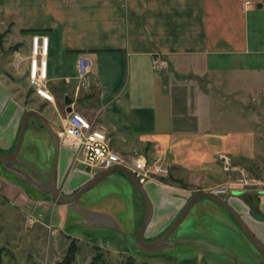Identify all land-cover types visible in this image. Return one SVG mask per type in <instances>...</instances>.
I'll list each match as a JSON object with an SVG mask.
<instances>
[{
	"label": "crops",
	"instance_id": "obj_1",
	"mask_svg": "<svg viewBox=\"0 0 264 264\" xmlns=\"http://www.w3.org/2000/svg\"><path fill=\"white\" fill-rule=\"evenodd\" d=\"M0 15L10 17L26 40L28 50L31 33L48 35L47 71L51 87L61 91L63 100L68 89H73L75 97L92 100L98 119L94 116L90 120L105 129L112 147L118 150L121 147L115 143V137L131 141L136 136H145L151 142L158 140L161 145L162 140L173 133L171 107L165 105L168 80L180 83L186 95L195 94L200 102L210 101L212 118L222 121L227 141L233 131H243L234 130L236 126L247 129V123L239 117L242 123L235 125V113L229 106L234 95L230 96L227 90L235 91L239 97L237 93L244 89L247 96H264V0H0ZM81 52L90 56L92 64L80 83L75 62ZM156 54L162 60L157 68L152 66ZM24 62L26 69V58ZM200 81H205L207 86L221 87L227 93L226 98L219 94L205 98L203 90L193 88ZM38 99L44 102L42 97ZM53 108L55 110L52 107L47 111L38 110L50 124L57 123L59 115L58 108ZM71 108L75 109L74 105ZM26 109L0 81L1 151H11ZM59 120L62 126L64 120ZM230 120L232 126L228 124ZM212 130L210 139L216 138L220 131ZM41 134L35 130L28 142L38 147L36 139H44V146L41 148L40 144L38 151L47 159L50 157L48 143ZM46 159L43 158L44 163ZM78 163L73 161L72 150L60 145L57 185L67 178L72 180L73 188H77L88 180L85 171L70 177L72 170L79 167ZM37 165L35 181L41 183L45 170ZM1 167L5 166L0 163ZM143 185L151 201V215L144 235L149 233L152 237L167 228L191 190L155 180ZM0 193L20 202L29 198L19 184L1 172ZM124 198L127 197L123 191L115 189L101 197V201L108 199V204L101 207L98 214L110 221L101 219L108 224H105L104 234L97 238L102 239L99 244L110 251H115L125 239L131 243L126 240L127 246L136 244V223L128 228L122 214L118 216L126 211ZM87 212L90 211H85L90 215ZM243 219L264 244V218L249 214ZM179 245L192 248L202 247L204 243L197 237L184 236ZM249 253L253 262L260 260L258 255ZM234 262L238 264L236 257ZM175 264H205V259L198 251L183 256Z\"/></svg>",
	"mask_w": 264,
	"mask_h": 264
},
{
	"label": "rangeland",
	"instance_id": "obj_2",
	"mask_svg": "<svg viewBox=\"0 0 264 264\" xmlns=\"http://www.w3.org/2000/svg\"><path fill=\"white\" fill-rule=\"evenodd\" d=\"M21 34V31L14 27L10 17L0 15V81L27 109L45 108L47 111L51 107L52 110H55L54 106L57 107V123L51 122L50 125L58 130L62 123L59 119L64 120L67 114L61 91L53 89L48 82L55 103L45 99L43 103L40 102L26 77L24 60L28 47ZM196 83L198 84L193 88L203 90L205 98L219 94L225 99L227 93L234 95L229 106L235 113V125H241L240 120H243L247 123V129L236 126L234 130L243 131H233L230 141H227L223 135L225 132H222L225 129L222 121L212 118L214 113L210 101L206 99V102H200L195 94L183 93L179 87L180 83L168 80L165 87L168 90L165 105L170 104L171 107L170 128L174 129L173 133L168 135L167 140H162L164 143L161 145H158V140L151 142L145 136H136L137 141L131 138L136 145L128 138L125 141L115 137V143L121 147L119 151L127 157L134 149L143 154V166L148 169L143 170L147 172L143 184L155 180L187 188L191 190L190 193L204 189L227 200L243 217L250 214L256 215V218H264V208L260 209V206L264 207V96H247L244 89L237 93L241 95L239 97L233 90H227L226 93L221 87L205 85V81ZM67 92L74 99L75 110L86 114L89 120L94 116L98 119L92 100L75 97L73 89H68ZM228 124L232 126V121ZM216 128L220 130L219 134L210 139L212 129ZM37 129L42 132L41 135L48 143L47 152L50 157L47 159L38 151L40 144L41 148L44 146V139H36L38 147L28 142L30 134ZM52 147L45 128L36 117L30 116L18 152L19 160L8 161V166L0 168L1 173L9 176L10 180L19 184L29 195L25 202H20L10 200L0 193V264H111L128 259L132 264H175L183 256L198 251L202 252L205 264H234V257L238 259V264H258L248 256L249 252L261 258L260 255L238 228L233 217L219 203L206 197L196 200L178 228L161 247L147 251L138 245H125V239L124 242L120 241L121 246L116 247L115 251L106 249L99 244L102 239L97 238L104 234L105 224H108L101 220L107 218L98 214L101 207L108 204V199L101 201L102 195L112 189L123 191V195L127 197L124 198L127 206L126 211H122L118 216L122 214L123 222L128 228H132L136 223L137 233L144 210L140 193L124 173L115 171L70 205L54 201L47 190ZM13 149L14 145L10 150ZM43 158L46 159L45 163ZM37 164L45 170L41 183L35 181ZM156 165L166 166L167 171L158 170ZM14 166L21 172L13 171ZM84 171L89 175L87 179L95 175L83 167H77L72 170L70 177L81 175ZM70 181L72 180L64 178L58 184L64 196L73 194L78 188H73L74 184ZM217 187H224L225 191L215 192ZM31 197H39L45 201L37 202ZM85 211H90L87 212L90 215ZM166 229L152 237L146 233L144 240L152 241ZM184 236L190 239L197 237L204 246L189 248L187 245H173L179 240L182 241ZM127 242L131 244L128 240ZM73 245L74 250L68 251Z\"/></svg>",
	"mask_w": 264,
	"mask_h": 264
},
{
	"label": "built area",
	"instance_id": "obj_3",
	"mask_svg": "<svg viewBox=\"0 0 264 264\" xmlns=\"http://www.w3.org/2000/svg\"><path fill=\"white\" fill-rule=\"evenodd\" d=\"M48 39V35L45 33H31L26 57V77L35 94L55 103L54 95L48 87ZM161 62L159 55L153 56V67H159ZM91 64L92 60L86 52L77 55L75 69L80 83L90 71ZM70 105L73 107L72 102ZM56 133L59 142L67 145L72 150L74 161L81 162L84 167H87L86 171L96 175L106 168L121 164L128 167L140 183L143 184L146 181L147 172L143 170L147 168L144 169L143 166L145 162L143 154L134 149L129 157L123 155L119 150L112 147L104 128L94 124L77 110L71 108L67 111L63 125ZM156 168L162 172L167 171V167L163 165H156ZM214 191L221 193L225 191V188L217 187Z\"/></svg>",
	"mask_w": 264,
	"mask_h": 264
},
{
	"label": "water",
	"instance_id": "obj_4",
	"mask_svg": "<svg viewBox=\"0 0 264 264\" xmlns=\"http://www.w3.org/2000/svg\"><path fill=\"white\" fill-rule=\"evenodd\" d=\"M73 101V97L70 96L68 93L65 92L64 94V102L66 104V110L69 111L71 109L70 103ZM30 116H34L38 119V121L41 123V125L45 128L47 133L50 135L52 142H53V154L52 159L50 163V167L48 169V179H47V185H48V192L50 194V197L58 202V203H65V204H72L74 203L84 192H86L88 189L96 185L101 180L107 178L110 176L111 173L115 171H121L123 172L131 181V183L135 186V188L140 193L143 204H144V210H143V216L141 219V222L139 223V228L136 233V244L138 247H141L142 249H145L147 251H153L159 247H161L165 242L168 240V238L175 232V230L178 228V225L183 220V218L188 213L189 209L192 207L194 202L199 197H206L209 198L217 203H219L221 206H223L227 212L233 217L235 222L238 225V228L241 230V232L246 236V238L250 241L252 246L255 248V250L260 255V260L257 262L258 264H264V244L258 239V237L252 232V230L249 228L245 220L242 218L241 214L236 211V209L232 206L231 203H229L227 200L222 198L221 196L206 191L204 189H198L191 193L180 211L177 213V215L174 217V219L169 224L168 228L156 239L152 241H146L144 240V233L146 230V226L149 222L150 215H151V201L149 198V195L142 183L139 182L136 175L125 165L117 164L113 165L109 168H106L96 175L90 177L87 181H85L82 185H80L73 194L69 196H64L62 191L59 189L57 183H56V171H57V161H58V154H59V148H60V142L57 136L56 131L52 128L48 120L38 111L34 108H28L26 109L22 116L21 121L19 125L18 134L15 140L14 149L11 152H5L0 150V163L4 166H8V161L16 160L18 157V152L20 150L25 131L28 124V119ZM78 166L81 167L83 164L81 162L78 163ZM13 171H20L16 166L13 167ZM17 168V169H16ZM87 170V167H85ZM237 192V191H236ZM171 244V243H169ZM173 244V242H172ZM179 244L178 242H175L173 245ZM237 264V263H235Z\"/></svg>",
	"mask_w": 264,
	"mask_h": 264
},
{
	"label": "trees",
	"instance_id": "obj_5",
	"mask_svg": "<svg viewBox=\"0 0 264 264\" xmlns=\"http://www.w3.org/2000/svg\"><path fill=\"white\" fill-rule=\"evenodd\" d=\"M40 125H41V123H40ZM42 126V125H41ZM121 172V171H120ZM123 173V172H122ZM70 250H74V245L73 246H71V248L69 247V250L68 251H70ZM71 252V251H70ZM102 264V263H101ZM111 264H132V261L130 260V259H128L127 261H125V262H117V263H111Z\"/></svg>",
	"mask_w": 264,
	"mask_h": 264
}]
</instances>
